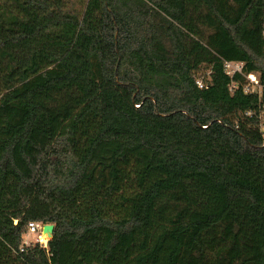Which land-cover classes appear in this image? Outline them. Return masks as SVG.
<instances>
[{
	"label": "trees",
	"instance_id": "trees-1",
	"mask_svg": "<svg viewBox=\"0 0 264 264\" xmlns=\"http://www.w3.org/2000/svg\"><path fill=\"white\" fill-rule=\"evenodd\" d=\"M225 62L264 82V0H0V264H264V94Z\"/></svg>",
	"mask_w": 264,
	"mask_h": 264
},
{
	"label": "built area",
	"instance_id": "built-area-1",
	"mask_svg": "<svg viewBox=\"0 0 264 264\" xmlns=\"http://www.w3.org/2000/svg\"><path fill=\"white\" fill-rule=\"evenodd\" d=\"M224 67H225L227 75L230 77H233L236 74L243 75L242 73L243 65L241 63L225 62ZM243 76L245 77L244 79L246 80V85L244 88L245 93L257 94L258 96H261L262 94H264V82L261 83L258 76L256 75H243ZM196 84H198L200 88L202 87L201 82L199 80L196 81ZM262 110L264 111V104H262ZM259 130L264 135V118L260 120ZM39 231L41 232V228L39 226H37L34 223L29 224V227H28L29 234H36ZM36 242H45V241L43 238H40ZM25 244L28 245L30 244V242L25 241Z\"/></svg>",
	"mask_w": 264,
	"mask_h": 264
},
{
	"label": "rangeland",
	"instance_id": "rangeland-1",
	"mask_svg": "<svg viewBox=\"0 0 264 264\" xmlns=\"http://www.w3.org/2000/svg\"><path fill=\"white\" fill-rule=\"evenodd\" d=\"M40 238H43L44 239V241L46 242V238L45 237H43V235H42V232H38V233H36V234H27L26 236H25V238H24V241H26V242H36L37 240H39Z\"/></svg>",
	"mask_w": 264,
	"mask_h": 264
},
{
	"label": "water",
	"instance_id": "water-1",
	"mask_svg": "<svg viewBox=\"0 0 264 264\" xmlns=\"http://www.w3.org/2000/svg\"><path fill=\"white\" fill-rule=\"evenodd\" d=\"M41 232L47 241L53 238V227L51 225L43 226Z\"/></svg>",
	"mask_w": 264,
	"mask_h": 264
}]
</instances>
